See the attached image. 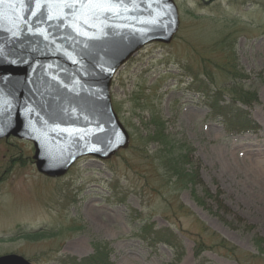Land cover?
Instances as JSON below:
<instances>
[{
	"label": "rangeland",
	"instance_id": "rangeland-1",
	"mask_svg": "<svg viewBox=\"0 0 264 264\" xmlns=\"http://www.w3.org/2000/svg\"><path fill=\"white\" fill-rule=\"evenodd\" d=\"M174 2L172 39L141 46L112 76L126 147L105 159L81 155L65 173L48 176L37 170L30 140L0 138V255L78 264L103 241L112 264H264V240L262 251L254 240L264 239V0ZM231 49L246 74L244 90L253 93L250 105L242 104L253 128L241 132L212 119L207 104L231 84L220 64ZM153 118L164 121L168 140L189 144L196 162L186 170L195 185L171 182L162 144L151 139ZM150 222L173 230L180 246L144 240ZM214 234L227 246L216 245ZM197 242L205 243L199 258Z\"/></svg>",
	"mask_w": 264,
	"mask_h": 264
},
{
	"label": "water",
	"instance_id": "water-1",
	"mask_svg": "<svg viewBox=\"0 0 264 264\" xmlns=\"http://www.w3.org/2000/svg\"><path fill=\"white\" fill-rule=\"evenodd\" d=\"M179 25L174 0H4L0 4V138L34 147L38 171L65 173L84 154L109 158L129 132L110 98L118 67ZM0 264H33L21 254Z\"/></svg>",
	"mask_w": 264,
	"mask_h": 264
},
{
	"label": "trees",
	"instance_id": "trees-1",
	"mask_svg": "<svg viewBox=\"0 0 264 264\" xmlns=\"http://www.w3.org/2000/svg\"><path fill=\"white\" fill-rule=\"evenodd\" d=\"M220 64L222 70L229 73L232 81L230 85H224L222 89H217L213 94L208 95L207 104L210 107L209 116L212 119L221 121L227 130L241 132L246 129L247 126L253 128L252 125H249L250 122L247 119L246 109L242 106V104L250 105V100L252 98H250L249 95H253V93L244 90L245 84L241 82V79L246 77V74L236 68V56L233 49H231L230 52H226L224 60ZM205 88L206 87H203V90H205ZM223 91H229L231 93V98L228 99L223 97ZM153 123L154 127L151 133V139L157 140L162 144L160 159L171 176L174 177V180L171 182H173L177 188L193 186L198 183L196 177L194 178L195 174L186 170L187 163L194 164L193 162H196L191 160L189 144H185L184 147L182 144H176L170 138L168 140L167 133L163 132V129H165L164 121H160L159 118H153ZM206 191L207 194H209V198L215 201L220 200L219 196L217 197L215 193L209 192L208 189H206ZM197 200H199V198H197ZM150 228H152V230H150ZM141 232L144 240L151 244L163 241L171 246H180V239L169 227L154 228L153 223L150 222L148 225H143ZM214 236L218 239L215 243L216 245L221 248L227 246V241L224 238L220 239L218 235L215 234ZM254 240L258 244L257 248L262 251L260 244L263 243L264 239L260 236H255ZM93 247V253L81 259L78 264H112L110 260H108V251L103 241L94 242ZM204 249L205 243H195L194 256L199 258V255ZM175 252L177 258H179L181 252L179 250Z\"/></svg>",
	"mask_w": 264,
	"mask_h": 264
},
{
	"label": "snow or ice",
	"instance_id": "snow-or-ice-1",
	"mask_svg": "<svg viewBox=\"0 0 264 264\" xmlns=\"http://www.w3.org/2000/svg\"><path fill=\"white\" fill-rule=\"evenodd\" d=\"M121 2H122V0H121ZM2 3H4V0H0V4H2Z\"/></svg>",
	"mask_w": 264,
	"mask_h": 264
}]
</instances>
